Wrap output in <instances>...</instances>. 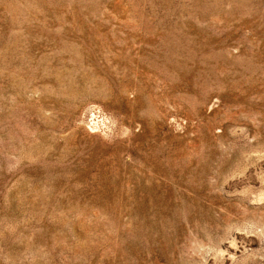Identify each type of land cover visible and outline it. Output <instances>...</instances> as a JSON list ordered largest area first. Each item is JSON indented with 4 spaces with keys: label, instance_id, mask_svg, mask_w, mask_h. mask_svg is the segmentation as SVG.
Returning a JSON list of instances; mask_svg holds the SVG:
<instances>
[{
    "label": "rangeland",
    "instance_id": "rangeland-1",
    "mask_svg": "<svg viewBox=\"0 0 264 264\" xmlns=\"http://www.w3.org/2000/svg\"><path fill=\"white\" fill-rule=\"evenodd\" d=\"M0 264H264V0H0Z\"/></svg>",
    "mask_w": 264,
    "mask_h": 264
}]
</instances>
